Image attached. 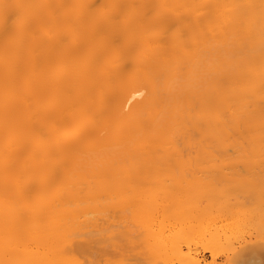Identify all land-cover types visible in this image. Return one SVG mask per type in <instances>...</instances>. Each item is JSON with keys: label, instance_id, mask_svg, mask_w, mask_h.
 <instances>
[{"label": "bare ground", "instance_id": "6f19581e", "mask_svg": "<svg viewBox=\"0 0 264 264\" xmlns=\"http://www.w3.org/2000/svg\"><path fill=\"white\" fill-rule=\"evenodd\" d=\"M258 171L264 0H0V264H218Z\"/></svg>", "mask_w": 264, "mask_h": 264}, {"label": "rangeland", "instance_id": "374dc122", "mask_svg": "<svg viewBox=\"0 0 264 264\" xmlns=\"http://www.w3.org/2000/svg\"><path fill=\"white\" fill-rule=\"evenodd\" d=\"M263 173L264 172H261V171H258V172H256V174H261V175H263ZM237 192H239V191H237ZM240 193V192H239ZM240 195V194H239ZM261 215L263 216V214H262V212H261ZM261 215L259 214V215H257L256 216V218L254 219V221L253 222H251V221H247L248 223L249 222H251L250 224H248L247 222H246V224L245 223H243V224H245V225H243V226H239L240 228H238L236 225H234V226H236V228L237 229H235V227H231L230 228V231H228V233L230 234H232V235H230V237L229 238H231L230 239V243H232V244H230L229 246H224V245H226V244H224L223 242V245L219 242L218 243V246H216V244H215V246L213 247L215 250H214V252L216 251V253L218 254V258L216 259V263H218V264H224V258H225V255L226 254H230L229 252L231 251H233V250H230V249H232L233 247H235V246H237L238 245V243L240 244V242H242V243H244V242H249V241H253V240H256L257 242H264V217H261ZM261 217V218H257V217ZM263 218V219H262ZM124 221V224L126 223V224H129L130 225V223H128V221H130V220H132L131 218L129 219L128 217H126V216H124L123 218H122ZM133 221V220H132ZM210 221V220H209ZM256 221H258V222H256ZM207 222V221H206ZM222 223L223 222H225L224 220L223 221H221ZM221 222H219V223H221ZM133 223H134V221H133ZM209 222H207V224H208ZM212 223V222H211ZM263 223V224H262ZM132 224V223H131ZM228 224V223H227ZM234 224V223H233ZM233 224L232 225H229V226H233ZM134 225V224H133ZM242 225V224H241ZM253 225V226H252ZM263 225V226H262ZM261 226V227H260ZM134 227V226H133ZM228 228V227H227ZM232 228H233V230H232ZM229 229V228H228ZM235 230V231H234ZM237 235V236H236ZM124 242V250H123V254H122V256H121V261L122 262H135V264H153L154 262L152 261L153 260V257L151 256V254L149 253V252H144L142 255H138L137 256V258H133V256L134 255H130V250H131V246H128V243L126 242V240H124L123 241ZM220 244V245H219ZM222 245V246H221ZM192 247H193V250H195L196 252H197V254H198V256L200 257V258H203V262H209V260H210V256H209V248L207 249L206 248V250H204L205 248H203V245H199L198 243H196V244H194V245H191ZM223 246H224V248H223ZM233 246V247H232ZM211 247V248H212ZM216 247V248H215ZM231 247V248H230ZM213 250V249H212ZM86 251H88V250H86ZM81 251H79V253H80ZM85 252V250L83 251V253ZM78 252H77V254H79ZM90 253V252H89ZM64 255V254H63ZM84 255L86 256V252H85V254H83L82 255V253L81 254H79V255H77L79 258H83L84 257ZM90 256V255H89ZM132 256V257H131ZM68 257V256H67ZM87 257V256H86ZM115 257H117V256H115ZM114 256H111V257H109L108 258V261H109V264H117V263H115V261H116V258H115ZM65 258V257H64ZM78 258V259H79ZM77 259V258H76ZM72 260H75V259H72ZM84 260H86L85 259V257H84ZM83 260V261H84ZM157 260H159V258L157 259ZM61 261H62V259H61ZM66 261L67 260H65L64 259V262H65V264H67L66 263ZM103 261H105L102 257L99 259V264H101V263H103ZM261 261H263L264 262V256H262V258H261ZM63 262V263H64ZM72 262V261H71ZM153 262V263H152ZM62 263V262H61ZM125 263H123V264H125ZM122 264V263H121ZM127 264V263H126ZM228 264V263H227Z\"/></svg>", "mask_w": 264, "mask_h": 264}]
</instances>
